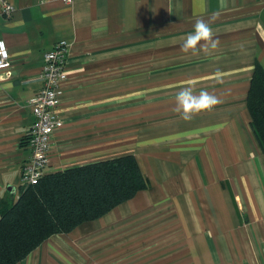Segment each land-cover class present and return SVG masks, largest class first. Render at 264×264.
Wrapping results in <instances>:
<instances>
[{"label": "crops", "instance_id": "0c3cea01", "mask_svg": "<svg viewBox=\"0 0 264 264\" xmlns=\"http://www.w3.org/2000/svg\"><path fill=\"white\" fill-rule=\"evenodd\" d=\"M214 13L218 48L181 52ZM0 38L11 60L0 71V198L18 196L29 99L60 39L67 78L47 173L132 154L148 181L16 264H264V152L246 105L255 62L264 69V0H0ZM189 80L222 102L186 122L172 109Z\"/></svg>", "mask_w": 264, "mask_h": 264}, {"label": "trees", "instance_id": "16d2710c", "mask_svg": "<svg viewBox=\"0 0 264 264\" xmlns=\"http://www.w3.org/2000/svg\"><path fill=\"white\" fill-rule=\"evenodd\" d=\"M246 105L249 125L264 152V69L255 62ZM27 138L22 141L26 146ZM148 187L136 157L125 154L46 173L0 198V264H16L44 240L101 217Z\"/></svg>", "mask_w": 264, "mask_h": 264}, {"label": "built area", "instance_id": "2783aa9c", "mask_svg": "<svg viewBox=\"0 0 264 264\" xmlns=\"http://www.w3.org/2000/svg\"><path fill=\"white\" fill-rule=\"evenodd\" d=\"M70 2L71 0H64ZM13 5L3 2L2 12L9 15ZM69 43L60 39L43 54L40 72L41 89L29 99L34 120L27 133L26 147L29 154L21 168V185L36 183L47 173L49 167V149L54 130L61 126V118L56 113L59 104L62 83L67 78L65 69ZM11 60L6 43L0 38V71L10 75Z\"/></svg>", "mask_w": 264, "mask_h": 264}, {"label": "clouds", "instance_id": "9594fccd", "mask_svg": "<svg viewBox=\"0 0 264 264\" xmlns=\"http://www.w3.org/2000/svg\"><path fill=\"white\" fill-rule=\"evenodd\" d=\"M218 15L214 13L207 20L197 18L193 24V31L183 39L180 51L196 56L201 52L208 53L217 49L220 42L214 39L211 24ZM221 102L220 98L205 90L197 91L195 81L189 80L175 93L172 110L178 113L181 119L189 122L201 112L213 110Z\"/></svg>", "mask_w": 264, "mask_h": 264}, {"label": "water", "instance_id": "95a60500", "mask_svg": "<svg viewBox=\"0 0 264 264\" xmlns=\"http://www.w3.org/2000/svg\"><path fill=\"white\" fill-rule=\"evenodd\" d=\"M10 190V189H9ZM12 195L14 196V190H12Z\"/></svg>", "mask_w": 264, "mask_h": 264}]
</instances>
